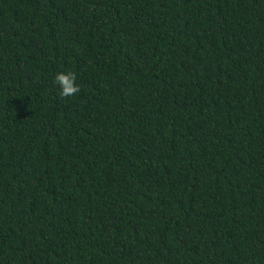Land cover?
Masks as SVG:
<instances>
[{"label": "trees", "instance_id": "16d2710c", "mask_svg": "<svg viewBox=\"0 0 264 264\" xmlns=\"http://www.w3.org/2000/svg\"><path fill=\"white\" fill-rule=\"evenodd\" d=\"M0 264H264V0H0Z\"/></svg>", "mask_w": 264, "mask_h": 264}, {"label": "clouds", "instance_id": "9594fccd", "mask_svg": "<svg viewBox=\"0 0 264 264\" xmlns=\"http://www.w3.org/2000/svg\"><path fill=\"white\" fill-rule=\"evenodd\" d=\"M76 76L73 72H58L54 82L59 86L61 98L72 97L79 93L80 86L76 84Z\"/></svg>", "mask_w": 264, "mask_h": 264}]
</instances>
